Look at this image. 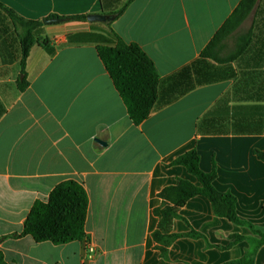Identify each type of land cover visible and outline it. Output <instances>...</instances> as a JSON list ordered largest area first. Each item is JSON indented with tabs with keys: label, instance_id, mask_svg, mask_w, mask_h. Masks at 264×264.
Returning <instances> with one entry per match:
<instances>
[{
	"label": "crops",
	"instance_id": "1",
	"mask_svg": "<svg viewBox=\"0 0 264 264\" xmlns=\"http://www.w3.org/2000/svg\"><path fill=\"white\" fill-rule=\"evenodd\" d=\"M242 1L0 0L29 21L113 15L129 3L111 23L44 25L24 90L20 39L0 10V252L7 264H227L247 256L250 240L261 236L218 217L202 196L188 201L172 227L201 238L176 240L167 259L153 239L159 194L179 180L199 185L186 168L169 166L193 149L203 172L216 165V190L234 195L240 219L264 236V161L255 155L264 153V0L215 50L220 60L241 54L227 65L202 59ZM110 32L138 46L159 75L156 105L138 125L98 44L69 41ZM227 67L235 76L214 80L215 69ZM71 180L89 200L85 239L56 245L24 236L35 203ZM254 264H264V242Z\"/></svg>",
	"mask_w": 264,
	"mask_h": 264
},
{
	"label": "trees",
	"instance_id": "2",
	"mask_svg": "<svg viewBox=\"0 0 264 264\" xmlns=\"http://www.w3.org/2000/svg\"><path fill=\"white\" fill-rule=\"evenodd\" d=\"M132 0H130L131 2ZM258 3V0H243L232 17L218 32L208 48L202 53V59L227 65L237 55L230 56L226 60H220L215 50L223 39L234 33L241 24L249 17ZM129 4V3H128ZM128 4L119 12L114 13L119 17ZM0 10L13 25L21 44V66L23 79L19 81L20 90H24L28 82L26 80V62L31 49L36 44H44L37 38L39 30L44 26V21H29L14 13L12 10L0 4ZM50 19L87 21L86 16H75L60 18L50 16ZM112 38L99 33L80 34L70 37V43L77 41H90L98 44V54L104 63L106 70L122 99L124 100L130 119L135 125L147 120L152 113L158 100L159 75L153 62L136 45H128L114 33ZM81 39V40H80ZM42 42V43H41ZM214 80H224L235 76L231 67L215 69ZM255 155L264 161V153L256 150ZM169 166H182L189 174L194 176L199 185L187 180H179L176 185L166 187L159 197L162 205L155 209L154 214L159 219L157 230L153 233L156 248L164 259L168 258V251L172 244L183 237L193 239L201 238V235L190 230L187 234H174L173 223L182 218L180 211L191 199L202 196L210 201L214 213L221 218H226L239 226H246L254 234L260 235L261 240L252 239L251 249L240 261L227 264H254V257L258 248L264 242V236L256 231L254 227L241 220L237 214V199L230 193L218 192L214 186L217 178V168L214 164L211 173H205L200 168V156L193 149L178 157ZM89 200L84 187L75 181H65L59 184L51 193L46 202H37L33 206L24 225V236H31L36 242H51L56 245L82 241L86 237L85 224L88 213ZM235 242L244 240L236 236ZM247 240V239H246ZM0 264H7L0 252Z\"/></svg>",
	"mask_w": 264,
	"mask_h": 264
},
{
	"label": "water",
	"instance_id": "3",
	"mask_svg": "<svg viewBox=\"0 0 264 264\" xmlns=\"http://www.w3.org/2000/svg\"><path fill=\"white\" fill-rule=\"evenodd\" d=\"M89 22H98V23H111L114 21L115 16L114 15H105V14H100V15H90L87 17ZM61 19H50V20H45L44 25H50V24H56L61 22ZM100 144L103 146H106V143L103 141L98 140Z\"/></svg>",
	"mask_w": 264,
	"mask_h": 264
},
{
	"label": "built area",
	"instance_id": "4",
	"mask_svg": "<svg viewBox=\"0 0 264 264\" xmlns=\"http://www.w3.org/2000/svg\"><path fill=\"white\" fill-rule=\"evenodd\" d=\"M87 249H88L89 257L91 258L95 253V249L92 244H87Z\"/></svg>",
	"mask_w": 264,
	"mask_h": 264
}]
</instances>
